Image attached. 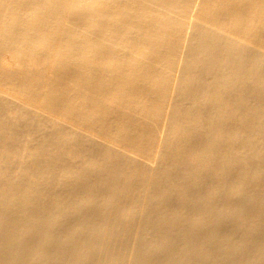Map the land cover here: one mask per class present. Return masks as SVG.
<instances>
[{
	"label": "bare ground",
	"instance_id": "6f19581e",
	"mask_svg": "<svg viewBox=\"0 0 264 264\" xmlns=\"http://www.w3.org/2000/svg\"><path fill=\"white\" fill-rule=\"evenodd\" d=\"M0 264H264V0H0Z\"/></svg>",
	"mask_w": 264,
	"mask_h": 264
},
{
	"label": "rangeland",
	"instance_id": "374dc122",
	"mask_svg": "<svg viewBox=\"0 0 264 264\" xmlns=\"http://www.w3.org/2000/svg\"><path fill=\"white\" fill-rule=\"evenodd\" d=\"M5 60H6V62H5ZM3 63H4V65H9V59L7 58V57H4L3 58Z\"/></svg>",
	"mask_w": 264,
	"mask_h": 264
}]
</instances>
